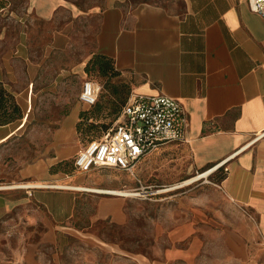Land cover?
I'll return each instance as SVG.
<instances>
[{
  "label": "crops",
  "instance_id": "0c3cea01",
  "mask_svg": "<svg viewBox=\"0 0 264 264\" xmlns=\"http://www.w3.org/2000/svg\"><path fill=\"white\" fill-rule=\"evenodd\" d=\"M8 12L15 35L0 28V81L15 97L25 91L32 97L38 72L30 19L45 25L57 49L69 46L87 20L84 63L106 56L131 91L174 98L189 119L186 141L160 146L134 173L107 168L70 177L52 168L74 161L84 148L77 128L83 108L74 107L58 121L41 156L3 177L5 186H47L0 190V227L14 231L19 242L9 245L8 264H63L70 239L89 244L79 264H264V17L248 0H26L22 10ZM66 16L74 21L65 22ZM21 83L26 88H18ZM29 116L0 126V145ZM207 172L170 191L179 192L153 217L151 255L130 252L101 232L108 226L127 233L130 200L100 191L135 180L144 187L174 186ZM161 194L153 201L161 203ZM24 226L41 232L21 233Z\"/></svg>",
  "mask_w": 264,
  "mask_h": 264
},
{
  "label": "rangeland",
  "instance_id": "374dc122",
  "mask_svg": "<svg viewBox=\"0 0 264 264\" xmlns=\"http://www.w3.org/2000/svg\"><path fill=\"white\" fill-rule=\"evenodd\" d=\"M6 1V11L0 14V28H6L8 35L14 37V23H11V21L9 22L10 16L8 11L9 8L22 10L26 0ZM74 1H79L82 2L83 5H88L93 2L98 3L100 0ZM73 21L72 17L66 16L65 22ZM30 23L33 24V60L38 63V72L33 81L32 97L30 92L28 94L27 91H25L22 96L16 97L24 114L23 119L16 123H24L27 114L30 116L27 119L26 125L18 130L16 135L6 143L0 145V187L5 186V184H1V182L7 181L3 179V177L8 178L10 172L14 171V169H18L20 164L32 161L45 152L50 143V136L58 121L67 115L74 107L81 106L83 108L81 113L88 112L90 114L91 123L87 122V125L97 124L94 126L95 128L93 127L90 137L100 139L103 133L111 129L116 122V116L110 113L112 109L106 107L108 106V102L115 103L116 105L119 103V99L112 94L111 87L118 86L121 92L124 93L126 91L122 85L124 80L119 76L111 77L110 81L103 82L96 74L87 73L85 70L89 60L85 63L83 62L82 51L80 49L83 47L88 48L90 45L89 37H87V29L92 21L82 20L80 29L72 34V39L68 40L69 46H65L61 49L51 46L53 38L52 33L46 34L44 32L45 25L41 21L31 18ZM4 48L3 46L1 49ZM89 80L101 85L99 102L104 105L101 115L91 114L94 107H85L80 100L84 84ZM18 88H26V84L21 83ZM86 141L87 139L85 142L81 141L82 145H84ZM73 162L74 161H68L67 164L61 168V171L70 177L79 174L82 175L83 173H79L75 169ZM97 170L105 171L108 169L102 168L96 169V171ZM115 172H117V170H115L114 173ZM90 180L89 178L86 183ZM139 187L140 186L135 180L132 184H125V187L115 189L131 192ZM145 187L150 188L147 191L151 196L146 197L147 194L142 193L140 196L125 197L130 200L128 206L130 225L127 233H124V235L119 228H110L108 226H102L101 232L111 234L115 242L125 246L130 252L135 253L136 251L140 252L144 250L151 255L153 252V217L160 216L163 209L168 210L169 203L173 202L171 201L172 196L179 191L162 193L161 195L164 200L160 203L153 201L155 196L152 194H156L157 190L161 187ZM162 205H164V208L161 207ZM40 229L41 227L39 226L32 229L26 227L25 229L21 228L20 231L21 233H37L41 232ZM10 232L14 231L0 227V251L6 253L5 264H8L10 259L8 253L9 245L15 247V245L19 244V242L14 239V233ZM34 241L35 240H32L31 242ZM64 249V256L61 258L63 264H79V258L83 259V256H85V259L88 258V255H83L82 252L89 249L88 243L70 239L64 242ZM96 259L98 261L100 259L104 260L103 257H97Z\"/></svg>",
  "mask_w": 264,
  "mask_h": 264
},
{
  "label": "built area",
  "instance_id": "2783aa9c",
  "mask_svg": "<svg viewBox=\"0 0 264 264\" xmlns=\"http://www.w3.org/2000/svg\"><path fill=\"white\" fill-rule=\"evenodd\" d=\"M248 5L252 12L264 17V0H248ZM100 91L101 85L89 80L84 84L80 100L90 107L94 106ZM188 128L187 113L178 100L166 95L145 96L131 91L114 126L104 132L100 139L84 146L74 160V167L79 173L102 168L134 173L138 162L160 146L186 141ZM182 184L159 188L156 194L179 189L177 187ZM6 189L35 188H31L30 183L22 182L0 187V190ZM149 189L140 185L130 193L134 196L144 193L149 197Z\"/></svg>",
  "mask_w": 264,
  "mask_h": 264
},
{
  "label": "trees",
  "instance_id": "16d2710c",
  "mask_svg": "<svg viewBox=\"0 0 264 264\" xmlns=\"http://www.w3.org/2000/svg\"><path fill=\"white\" fill-rule=\"evenodd\" d=\"M6 6H7V1L0 0V11L6 8ZM85 70L87 73L96 74L98 78L103 82L110 81L111 80L110 78L111 77L113 78L114 76L120 77V74L115 69L114 62L104 55L97 54L93 56L88 61ZM122 85L126 90L124 93L121 92V90H119L118 86L111 87L112 94H114L119 99L118 105L112 102H108V106H106L112 109L110 113L116 116V120L119 117L123 106L126 104L127 99L131 92L130 86L128 87V84L126 82H124ZM103 106L104 105L100 104L98 97L97 103L94 106H91L94 107L91 114L101 115ZM23 116L24 114L22 108L18 104L15 95L6 88V86L2 81H0V126H6L14 122H17L19 120H22ZM90 119L91 117L88 112H82L80 115V121L77 126L80 140L82 142H85V140L87 139L84 146H87L92 141L97 140L95 138L90 137L93 127L97 125L96 123L94 125L93 124L87 125V122L91 123ZM65 164L67 163H62L59 164L58 166L53 167L52 171L62 172L61 168Z\"/></svg>",
  "mask_w": 264,
  "mask_h": 264
},
{
  "label": "bare ground",
  "instance_id": "6f19581e",
  "mask_svg": "<svg viewBox=\"0 0 264 264\" xmlns=\"http://www.w3.org/2000/svg\"><path fill=\"white\" fill-rule=\"evenodd\" d=\"M212 172H207V173H204V174H200L198 176H196L195 178H191L185 182H183L182 186L181 187H184V186H188L192 183H194L195 181H198L204 177H207L211 174ZM43 187H47V186H44V185H40V184H31V188H43ZM58 187H62V188H69L70 186H65V185H58ZM181 187H177V188H181ZM75 188V187H74ZM81 189V188H79ZM177 190V189H176ZM104 194H111V195H114V196H126V197H130V196H133L134 195L130 192H127V191H124V190H112V191H100Z\"/></svg>",
  "mask_w": 264,
  "mask_h": 264
}]
</instances>
